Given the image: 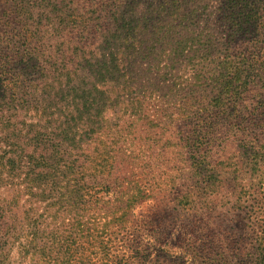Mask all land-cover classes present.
I'll return each mask as SVG.
<instances>
[{
    "label": "trees",
    "instance_id": "16d2710c",
    "mask_svg": "<svg viewBox=\"0 0 264 264\" xmlns=\"http://www.w3.org/2000/svg\"><path fill=\"white\" fill-rule=\"evenodd\" d=\"M216 10L228 46L240 39L245 49L206 84V129L224 127L238 143L231 181L251 235L229 260L192 264H264V0H221ZM12 25L10 37L0 38V264H149L139 249L119 256L111 245L135 206L151 196L130 178L139 164L108 145L104 163L96 162L92 134L94 117L111 100L120 117H145L152 90L125 79L120 88L75 80L68 55L60 67H43L35 53L41 38L30 22ZM171 40L173 56L183 47Z\"/></svg>",
    "mask_w": 264,
    "mask_h": 264
},
{
    "label": "rangeland",
    "instance_id": "374dc122",
    "mask_svg": "<svg viewBox=\"0 0 264 264\" xmlns=\"http://www.w3.org/2000/svg\"><path fill=\"white\" fill-rule=\"evenodd\" d=\"M219 1L0 0L1 40L10 37L14 20L30 22L41 38L39 65L60 67L62 54L68 55L75 80L120 88L125 79L152 90L148 111L137 121L120 117L114 100L94 117L96 162L104 163L105 145L120 148L139 164L138 175L130 178L151 195L135 206L126 228L112 235L119 256L139 249L149 264L229 260L251 235L231 181L238 143L224 127L206 129V84L217 80L229 56L245 49L240 39L228 46ZM170 40L183 47L173 56ZM104 67L118 70L107 73Z\"/></svg>",
    "mask_w": 264,
    "mask_h": 264
}]
</instances>
